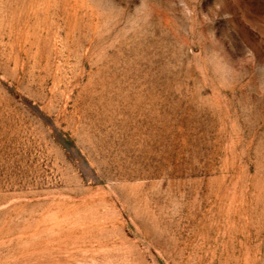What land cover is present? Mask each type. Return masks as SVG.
Returning a JSON list of instances; mask_svg holds the SVG:
<instances>
[{"label": "rangeland", "instance_id": "1", "mask_svg": "<svg viewBox=\"0 0 264 264\" xmlns=\"http://www.w3.org/2000/svg\"><path fill=\"white\" fill-rule=\"evenodd\" d=\"M0 264H264V0H0Z\"/></svg>", "mask_w": 264, "mask_h": 264}]
</instances>
